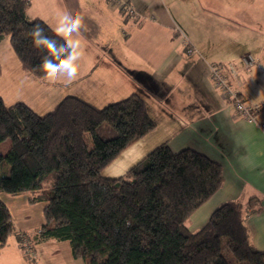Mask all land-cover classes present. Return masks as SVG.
Listing matches in <instances>:
<instances>
[{
	"label": "crops",
	"instance_id": "1",
	"mask_svg": "<svg viewBox=\"0 0 264 264\" xmlns=\"http://www.w3.org/2000/svg\"><path fill=\"white\" fill-rule=\"evenodd\" d=\"M118 2L132 12L111 0H30L27 17L51 29L63 11L84 18L85 56L69 84L36 78L21 68L12 49L0 48V98L43 115L67 96L102 108L137 94L155 129L121 152L101 175L121 177L162 143L173 152L196 150L221 165L223 184L191 215L187 229H200L223 202L255 198L252 205L258 210L244 220L251 244L264 252V111L252 122L238 116L210 73L212 64L231 63L240 75L235 86L243 102L264 105V0ZM245 54L255 58L247 74L242 70ZM29 199V194H0L20 233L31 222L37 229L44 222L45 204ZM0 264L84 262L72 257L68 242H41L33 254H25L14 236L0 247Z\"/></svg>",
	"mask_w": 264,
	"mask_h": 264
},
{
	"label": "trees",
	"instance_id": "2",
	"mask_svg": "<svg viewBox=\"0 0 264 264\" xmlns=\"http://www.w3.org/2000/svg\"><path fill=\"white\" fill-rule=\"evenodd\" d=\"M29 3L0 0V42L8 38L21 68L43 80L44 53L27 32L40 24L46 35L59 37L27 17ZM154 129L137 94L102 108L67 96L43 115L0 98V149L8 144L0 150V194H29L31 204H45L43 225L30 236L15 229L0 200V247L13 235L24 253V239L32 253L41 242H68L72 257L85 264H264L244 220L258 210L255 198L223 202L200 229H187L191 215L223 184L218 162L162 143L121 177L101 175Z\"/></svg>",
	"mask_w": 264,
	"mask_h": 264
},
{
	"label": "clouds",
	"instance_id": "3",
	"mask_svg": "<svg viewBox=\"0 0 264 264\" xmlns=\"http://www.w3.org/2000/svg\"><path fill=\"white\" fill-rule=\"evenodd\" d=\"M83 27L84 18L81 15L63 11L52 29L59 39L46 35L40 24H34L27 32L33 46L44 53L39 67L45 75L69 84L77 78L80 61L85 56V41L81 33Z\"/></svg>",
	"mask_w": 264,
	"mask_h": 264
},
{
	"label": "built area",
	"instance_id": "4",
	"mask_svg": "<svg viewBox=\"0 0 264 264\" xmlns=\"http://www.w3.org/2000/svg\"><path fill=\"white\" fill-rule=\"evenodd\" d=\"M111 2L120 6L121 9H125L127 13L132 12V9L129 6L119 3L118 0H111ZM242 63L243 72L246 74L250 73L255 65V58L251 54H245L242 57ZM210 73L214 86L220 91L223 98L229 101L238 116L252 122L255 121L258 114H261L264 111V105L250 107L243 102L238 89L235 86L240 75L231 63L212 64L210 65ZM27 243V240L22 242L21 246L23 249L29 247V244ZM27 250H25L26 254L28 253L26 252Z\"/></svg>",
	"mask_w": 264,
	"mask_h": 264
},
{
	"label": "rangeland",
	"instance_id": "5",
	"mask_svg": "<svg viewBox=\"0 0 264 264\" xmlns=\"http://www.w3.org/2000/svg\"><path fill=\"white\" fill-rule=\"evenodd\" d=\"M0 48L1 49H6V50H11V48H10V45H9V41H8V38H4L3 40H2V42L0 43ZM11 52H12V50H11ZM7 146H8V144L6 143V144H4V146L0 149L1 150V152H5V149L7 148ZM25 228H24V230L22 229V228H20L21 229V231H24V233H26V234H28V235H33L34 233H35V231L37 230V227L35 228L34 227V225H33V222H31V224L29 225L28 224V226H24ZM13 238H14V236L12 235V236H10L9 237V240L11 239V240H13ZM24 240H27V239H24ZM23 240V241H24ZM30 240L28 239L27 240V244H29V247L28 248H24V250H27L26 252H28L27 254H33L32 253V242L30 241ZM31 247V248H30ZM223 254H225V256L229 259V260H231L230 259V257H229V253L227 252V250L224 248L223 249ZM82 261V260H81ZM85 264V263H84Z\"/></svg>",
	"mask_w": 264,
	"mask_h": 264
}]
</instances>
